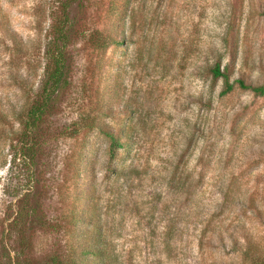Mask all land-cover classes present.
<instances>
[{"label": "rangeland", "instance_id": "obj_1", "mask_svg": "<svg viewBox=\"0 0 264 264\" xmlns=\"http://www.w3.org/2000/svg\"><path fill=\"white\" fill-rule=\"evenodd\" d=\"M59 29L65 84L27 129ZM236 80L264 86V0H0V264L87 229L104 264H264V96Z\"/></svg>", "mask_w": 264, "mask_h": 264}, {"label": "trees", "instance_id": "obj_2", "mask_svg": "<svg viewBox=\"0 0 264 264\" xmlns=\"http://www.w3.org/2000/svg\"><path fill=\"white\" fill-rule=\"evenodd\" d=\"M66 7L67 4H64L63 11H66ZM118 36L112 33L105 37H100L97 35V37L94 38L93 45L98 49L105 50L110 45H118L122 42V39L118 40ZM120 36H122L123 38V32L120 34ZM66 37L67 36L65 32L59 29L57 39L61 42V44H55L54 49L49 52V56L47 58L49 63L46 67L47 87H44L43 89L42 101L40 103L34 104L27 114L25 123L27 129H31L32 127H34L41 119V117L45 115L49 111V109H51L50 92L53 93L58 91L60 88H62L63 84H65L64 77L67 72V60L64 54L67 43ZM208 72L212 77V80L215 81L218 79H222L224 88L221 92V95L229 93L232 90L233 84L229 82L228 75L224 72H221L219 62L214 63L213 66L208 69ZM235 82L238 83L241 89H251L254 94L258 96H264V86L246 85L241 80H236ZM48 87L50 91H48ZM105 136L108 137L110 141L108 146V153L110 160H113L116 151L122 147L119 143L120 134L117 133L115 136L113 132H105ZM111 170L113 173H115V176L122 175L123 173L122 171L117 173L118 171L114 167L111 168ZM80 218H82L85 223H88L86 221H89L93 224L92 220L86 218V214L84 213L80 215ZM81 234H90L91 238L89 240H83V243H81L78 247L76 246L75 249H73V256L70 257L67 261L65 260L66 262L59 261L57 258H51V264H98V262H96L94 258H98L100 260V264H104V260H106L107 257L109 258L110 255L105 254L102 248V245L105 246L107 242L106 240H103L102 234L96 233L91 229H87L84 231L82 230ZM89 256H92V258H89Z\"/></svg>", "mask_w": 264, "mask_h": 264}]
</instances>
